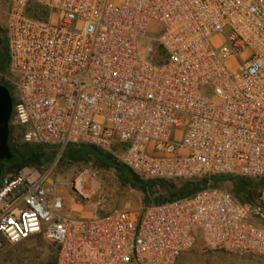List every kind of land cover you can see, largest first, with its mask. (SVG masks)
Instances as JSON below:
<instances>
[{
    "label": "built area",
    "instance_id": "obj_1",
    "mask_svg": "<svg viewBox=\"0 0 264 264\" xmlns=\"http://www.w3.org/2000/svg\"><path fill=\"white\" fill-rule=\"evenodd\" d=\"M5 36L25 143L94 145L145 180L264 179V0H11ZM52 170L0 178V249L40 235L59 264H175L200 236L264 257V183L79 214Z\"/></svg>",
    "mask_w": 264,
    "mask_h": 264
},
{
    "label": "rangeland",
    "instance_id": "obj_2",
    "mask_svg": "<svg viewBox=\"0 0 264 264\" xmlns=\"http://www.w3.org/2000/svg\"><path fill=\"white\" fill-rule=\"evenodd\" d=\"M10 1L0 0V178L17 170L12 165L17 162L19 153L30 158V154L27 153L32 151L28 147H32L36 155L41 154L37 159L39 166L53 165L52 176L66 207L70 209L79 208L87 214L103 213L112 208L141 212L145 206L159 204L162 199L168 197L167 192L159 185L149 189L148 201H146L145 193L131 183L114 165H109L92 155L85 158L64 156L63 150L61 151L53 143L22 141L19 129L12 122L15 96L13 87L10 88L11 76L6 69H1L7 54L6 44L1 40L5 41L6 37L5 23ZM172 182L180 186L185 181ZM209 184L233 193L237 187V182L233 178H221L216 182L210 180ZM258 188L259 186L256 187V191ZM0 264L59 263L55 244L36 235L4 245L0 249ZM175 264H264V257L255 253L208 250L203 247L199 236L190 248L179 255Z\"/></svg>",
    "mask_w": 264,
    "mask_h": 264
},
{
    "label": "trees",
    "instance_id": "obj_3",
    "mask_svg": "<svg viewBox=\"0 0 264 264\" xmlns=\"http://www.w3.org/2000/svg\"><path fill=\"white\" fill-rule=\"evenodd\" d=\"M2 43H5V49H6V58L4 60V66L1 69L7 70L8 65V51H7V42L6 38L5 41L1 40ZM28 149L31 152H28L27 154H30V158H26L25 155L19 153V158L17 162H15L12 167L16 168L17 170L25 165H36L39 166L37 159L41 157V154L36 155L35 149L32 147H28ZM64 156L70 157V158H85L88 155H92L99 160L109 164L114 165L116 168L122 172L131 183H133L136 187L140 188L144 193L146 197V201H148V195H149V189L153 188L156 185H159L162 187V189L167 192L168 197L162 199L160 203L173 200L176 198L184 197L187 195H190L198 190H200L202 187H206L209 184V181L216 182L221 178H233L237 182V187L235 194L237 196H243L241 199L243 201H249L253 200L256 195V187L261 186L264 183L263 180H253L246 177H230V176H214L210 180L207 178H200L197 180H187L182 185L177 186L172 181L168 180H143L139 176H137L135 173H133L130 169H128L126 166L118 163L112 155L109 153H106L102 151L101 149L97 148L94 145H67L63 150ZM25 158V159H24ZM35 160L37 162H35ZM16 170V171H17Z\"/></svg>",
    "mask_w": 264,
    "mask_h": 264
},
{
    "label": "crops",
    "instance_id": "obj_4",
    "mask_svg": "<svg viewBox=\"0 0 264 264\" xmlns=\"http://www.w3.org/2000/svg\"><path fill=\"white\" fill-rule=\"evenodd\" d=\"M1 83V82H0ZM3 84V83H2ZM5 85H8L10 86L8 83H4ZM10 88H12V86H10ZM13 89V88H12ZM68 208V207H67ZM70 209V208H69ZM71 210H74L75 212L79 213V214H87V212L77 208V209H71Z\"/></svg>",
    "mask_w": 264,
    "mask_h": 264
}]
</instances>
